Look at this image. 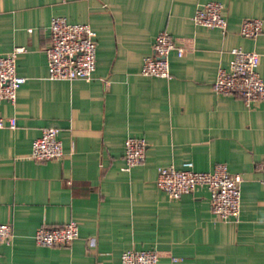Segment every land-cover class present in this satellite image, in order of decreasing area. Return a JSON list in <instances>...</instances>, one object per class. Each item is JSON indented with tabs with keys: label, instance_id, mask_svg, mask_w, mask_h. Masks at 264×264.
I'll use <instances>...</instances> for the list:
<instances>
[{
	"label": "crops",
	"instance_id": "1",
	"mask_svg": "<svg viewBox=\"0 0 264 264\" xmlns=\"http://www.w3.org/2000/svg\"><path fill=\"white\" fill-rule=\"evenodd\" d=\"M224 7L226 33L192 23L206 2ZM53 17L95 31L90 80H49L45 49ZM264 20V0H0V56L16 47L25 82L14 103L0 100V223L12 226L0 264H120L126 250H154L159 264H264V101L245 106L212 83L234 47L259 54L264 34L239 35L242 20ZM167 31L183 49L169 54L170 79L140 75L155 36ZM58 129L61 158L28 155L42 129ZM128 137L146 143L142 164L123 171ZM210 172L225 164L242 176L237 222L216 218L198 188L171 200L155 185L157 169ZM75 221L68 247H42L41 226Z\"/></svg>",
	"mask_w": 264,
	"mask_h": 264
},
{
	"label": "built area",
	"instance_id": "2",
	"mask_svg": "<svg viewBox=\"0 0 264 264\" xmlns=\"http://www.w3.org/2000/svg\"><path fill=\"white\" fill-rule=\"evenodd\" d=\"M191 21L196 26L216 28L226 33L224 7L219 2L199 5ZM49 45L45 49L47 78L49 80H90L95 70V31L85 23H69L64 17H53L49 26ZM264 34V20L246 18L239 27V35L254 39ZM174 51L178 57L183 49L177 47L167 31H160L154 39L152 51L142 59L140 75L170 79L169 54ZM24 52L16 47L10 53L0 56V100L14 103L16 91L25 78L16 72V57ZM230 58L226 67L217 70L212 83L218 95L240 98L245 106L264 101V82L257 73L259 54L234 47L229 50ZM15 118L0 116V129H15ZM58 129L44 128L31 144L28 157L36 162H48L61 158L63 149ZM146 143L142 138L128 137L124 146L123 171L142 164L145 160ZM264 182V158L257 164ZM240 174L230 173L225 164H216L210 172L193 169L191 162H184L181 169L163 166L157 169L155 185L171 200L204 188L209 193L212 214L225 222H237L240 217ZM78 226L69 221L59 226H41L33 241L42 247H68L78 238ZM12 226L0 223V244L9 242ZM154 250H126L120 256V264H159Z\"/></svg>",
	"mask_w": 264,
	"mask_h": 264
}]
</instances>
